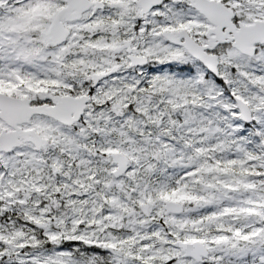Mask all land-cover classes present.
I'll list each match as a JSON object with an SVG mask.
<instances>
[{
    "label": "snow or ice",
    "instance_id": "6c2138e0",
    "mask_svg": "<svg viewBox=\"0 0 264 264\" xmlns=\"http://www.w3.org/2000/svg\"><path fill=\"white\" fill-rule=\"evenodd\" d=\"M0 264H264V0H0Z\"/></svg>",
    "mask_w": 264,
    "mask_h": 264
}]
</instances>
